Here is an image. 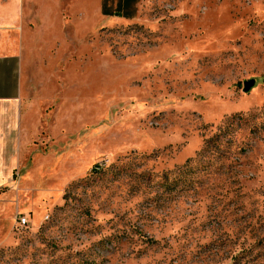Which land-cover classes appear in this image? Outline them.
Masks as SVG:
<instances>
[{"label": "rangeland", "instance_id": "rangeland-1", "mask_svg": "<svg viewBox=\"0 0 264 264\" xmlns=\"http://www.w3.org/2000/svg\"><path fill=\"white\" fill-rule=\"evenodd\" d=\"M55 8L0 264H264V0Z\"/></svg>", "mask_w": 264, "mask_h": 264}, {"label": "crops", "instance_id": "crops-1", "mask_svg": "<svg viewBox=\"0 0 264 264\" xmlns=\"http://www.w3.org/2000/svg\"><path fill=\"white\" fill-rule=\"evenodd\" d=\"M56 5L57 0H0V188L9 185L13 171L20 166L24 142L29 139L24 125L33 105L26 106L24 101L30 83L27 70L36 66L31 59L55 39L49 33L50 22L38 19L37 13L45 11L50 19L59 8ZM39 33L49 39L38 40ZM17 212L23 214L16 208Z\"/></svg>", "mask_w": 264, "mask_h": 264}, {"label": "trees", "instance_id": "trees-1", "mask_svg": "<svg viewBox=\"0 0 264 264\" xmlns=\"http://www.w3.org/2000/svg\"><path fill=\"white\" fill-rule=\"evenodd\" d=\"M140 0H100L101 15L132 19L136 13V5Z\"/></svg>", "mask_w": 264, "mask_h": 264}, {"label": "built area", "instance_id": "built-area-1", "mask_svg": "<svg viewBox=\"0 0 264 264\" xmlns=\"http://www.w3.org/2000/svg\"><path fill=\"white\" fill-rule=\"evenodd\" d=\"M104 164H105V161H102V160L98 161L95 163L94 169L99 170L104 166ZM14 224L19 228H25L29 224L28 217L26 215H23L17 212L14 217Z\"/></svg>", "mask_w": 264, "mask_h": 264}, {"label": "water", "instance_id": "water-1", "mask_svg": "<svg viewBox=\"0 0 264 264\" xmlns=\"http://www.w3.org/2000/svg\"><path fill=\"white\" fill-rule=\"evenodd\" d=\"M252 83H253L252 81H251L250 83H246V84H245V90H247L249 84L251 85Z\"/></svg>", "mask_w": 264, "mask_h": 264}]
</instances>
